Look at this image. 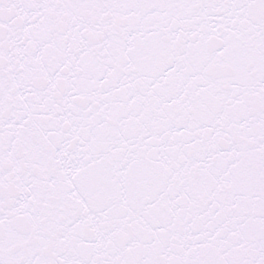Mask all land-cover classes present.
<instances>
[{
	"label": "snow or ice",
	"instance_id": "1",
	"mask_svg": "<svg viewBox=\"0 0 264 264\" xmlns=\"http://www.w3.org/2000/svg\"><path fill=\"white\" fill-rule=\"evenodd\" d=\"M0 264H264V0H0Z\"/></svg>",
	"mask_w": 264,
	"mask_h": 264
}]
</instances>
